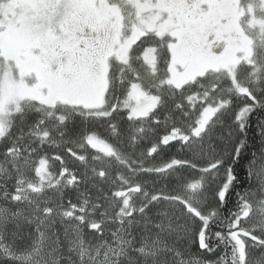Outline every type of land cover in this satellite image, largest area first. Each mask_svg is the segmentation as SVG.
<instances>
[{"label":"snow or ice","instance_id":"1","mask_svg":"<svg viewBox=\"0 0 264 264\" xmlns=\"http://www.w3.org/2000/svg\"><path fill=\"white\" fill-rule=\"evenodd\" d=\"M0 264H264V0H0Z\"/></svg>","mask_w":264,"mask_h":264}]
</instances>
